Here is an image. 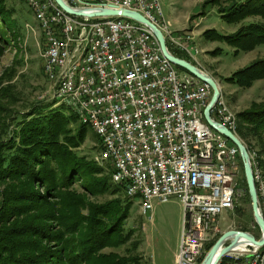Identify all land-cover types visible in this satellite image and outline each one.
<instances>
[{
	"label": "built area",
	"instance_id": "obj_1",
	"mask_svg": "<svg viewBox=\"0 0 264 264\" xmlns=\"http://www.w3.org/2000/svg\"><path fill=\"white\" fill-rule=\"evenodd\" d=\"M28 2L45 38L43 66L54 79L53 96L67 99L85 121L97 124L100 158L111 159L128 198L146 195L149 213L155 202L179 199L184 218L176 264H200L206 242L219 233V218L236 208L239 196V149L205 120L212 88L196 77H180V69L170 70L153 30L135 19L113 22L109 15L68 21L57 14L53 0ZM65 2L76 9L137 12L162 32L169 50L199 64L194 37L170 30L162 0ZM80 54H87V62H77ZM211 116L233 132L232 116L223 107L215 114L214 106ZM254 162L259 208H264L261 165L255 156ZM236 257L264 264V246L249 244Z\"/></svg>",
	"mask_w": 264,
	"mask_h": 264
},
{
	"label": "trees",
	"instance_id": "obj_2",
	"mask_svg": "<svg viewBox=\"0 0 264 264\" xmlns=\"http://www.w3.org/2000/svg\"><path fill=\"white\" fill-rule=\"evenodd\" d=\"M206 5H217L229 25L245 23L227 36L208 30L207 38L227 43L235 54L264 45V0H228L223 6L217 0H208ZM16 27L6 0H0V57L14 41L9 31ZM263 79L261 59L227 81L251 88ZM1 93L0 264H142L139 230L126 229L131 199L125 186L112 182L110 166H100L77 152L89 128L63 106L54 108V103L35 105L29 112L19 113L17 120L7 109L14 103L11 90ZM238 118L241 139L253 136L264 142V103L253 104ZM105 195L114 198L103 203L94 201ZM217 239L208 244L207 250ZM125 247H129L126 254L113 251ZM240 260L224 257L221 264Z\"/></svg>",
	"mask_w": 264,
	"mask_h": 264
},
{
	"label": "rangeland",
	"instance_id": "obj_3",
	"mask_svg": "<svg viewBox=\"0 0 264 264\" xmlns=\"http://www.w3.org/2000/svg\"><path fill=\"white\" fill-rule=\"evenodd\" d=\"M206 1L208 0H162L164 17L170 30L192 34L195 45L200 51L197 56L200 64L196 65L204 72L207 71L206 73L217 82L226 106L238 117L239 114L251 110L253 104L264 103V79L256 81L251 88H241L227 80L255 61L264 59V45L248 53L239 51L235 54V49L227 43L207 38L205 33L208 30H214L227 36L236 33L245 23L227 24L219 14L217 5L203 6ZM227 2L228 0H217L221 6ZM27 4L25 0H6V6L11 11L17 27L9 31V36L14 41L0 57V95L5 89L11 90L14 103L11 105L12 108L7 109L12 110L11 117L17 120H19V113H27L35 105L47 106L54 103V108L63 106L54 99L52 84L44 74L42 54L45 49V38ZM7 96L4 94V97ZM63 107L69 114H74L67 107ZM72 125L74 126V123ZM236 136L241 139L238 133ZM241 140L247 149L251 148L258 153L262 166L264 155H261V152L264 142H260L253 136ZM100 151L99 139L89 128L86 141L77 152L80 156L95 160ZM239 159V196L236 208L225 212L219 218V233L210 242H206L202 257L209 252L206 248L208 244L217 238L218 241L228 231L247 232L257 239L261 238V230L253 215L251 197L240 156ZM112 198L114 197L111 195H105L94 201L103 203ZM130 202V217L126 223V229L139 230L137 238L141 241L139 255L142 257V264H174L184 218L179 199L175 197L168 202H155L152 212L146 215L141 213L140 206L135 200H130ZM127 248L129 247L113 251L123 255L126 254ZM226 257L237 260L236 255ZM230 264H247V260L243 257L240 261Z\"/></svg>",
	"mask_w": 264,
	"mask_h": 264
},
{
	"label": "water",
	"instance_id": "obj_4",
	"mask_svg": "<svg viewBox=\"0 0 264 264\" xmlns=\"http://www.w3.org/2000/svg\"><path fill=\"white\" fill-rule=\"evenodd\" d=\"M57 5L65 10L67 13H70L74 16H87V17H96V16H109V15H120L125 17H130L135 19L149 28H151L157 37L161 52L172 64L175 66L184 69L191 75L195 76L198 80L207 83L213 90V96L204 111L205 120L207 123L215 130L222 133L229 141H231L234 145H236L240 152V157L243 162L244 172L246 177V182L248 185V191L251 197L253 215L255 218V222L259 226L261 230V238L257 239L252 234L241 231H228L225 232L219 240L215 243V245L209 250V252L204 257L201 264H220L224 257L231 255V252L234 247L239 245L240 240L244 239L248 241V245H254L257 247L264 246V217L262 216L259 208V198L254 182L253 170L250 160V155L247 149V146L244 142L239 139L232 131L228 128L222 126L221 124L215 122L212 119L211 111L213 107L216 105L217 101L221 97V90L217 84V82L206 72L201 70L199 67L194 66L189 61L184 60L175 56L168 48L165 37L162 32L151 22H149L145 17L137 12H131L125 9H116V8H72L69 6L65 0H55ZM230 242L228 245L227 243Z\"/></svg>",
	"mask_w": 264,
	"mask_h": 264
},
{
	"label": "bare ground",
	"instance_id": "obj_5",
	"mask_svg": "<svg viewBox=\"0 0 264 264\" xmlns=\"http://www.w3.org/2000/svg\"><path fill=\"white\" fill-rule=\"evenodd\" d=\"M25 1H26V3H28L27 5L31 9V11L33 12L34 18H35L39 28L41 29V24L38 23L36 9L32 6V4L30 2H28V0H25ZM53 7L57 10V14L60 15L62 18H65L68 21H78V16H74L70 13H67L65 10H63L62 8H60L57 5L55 0H53ZM164 19H165V17H164ZM113 22H122V16L113 15ZM165 22H166V20H165ZM28 28H30V27H28ZM194 51H195V56H198L200 54L199 49L195 45V40H194ZM42 58H43V54H42ZM77 62L78 63L87 62V54L77 55ZM169 69L170 70H178V67L169 61ZM43 70H44V74H45L46 78L48 79L47 66H43ZM180 77H183L185 79H195V76L191 75L190 73L183 72L181 70H180ZM48 80L52 84V86H54V79H48ZM54 99L58 102V104L67 107L71 112H73L76 115L78 121L82 125L87 126L88 128H90L91 130H93L95 132L96 136L99 139L100 148L102 150V135H101V131L97 127V124L94 123L93 121H85L84 116L79 111H77L76 107H74L67 99H64L63 97H54ZM217 103H219L221 105H215V114H222V107H223V109L232 116V123L234 124L233 133L236 135L237 130H238V117H237V115L235 113H233L232 111H230L229 108L226 106L222 95L219 98V100L217 101ZM248 152L250 155L251 165H252V169H253V177H254L255 186H256V189H258V182H256V181H259V172L257 170L256 163L254 162V156H255V161L257 162V165H261L260 157H259L258 153L255 150H252L251 148H248ZM95 162L97 164L102 165V166H110V169L112 170V182L114 184H117V185L118 184L123 185L117 181L116 174L114 173V168L111 167V159L108 156H101V158H100V155L98 154L95 157ZM261 176L264 180V170H263L262 166H261ZM126 195H127V189H126ZM133 200H135L139 204L140 209H141V213L143 215H146L149 213V207L147 206V196L146 195L133 196ZM260 212H261L262 216L264 217V208H260ZM247 245H248V241L241 239L239 245H237L236 247L233 248L231 255H238V254L246 252V246Z\"/></svg>",
	"mask_w": 264,
	"mask_h": 264
},
{
	"label": "crops",
	"instance_id": "obj_6",
	"mask_svg": "<svg viewBox=\"0 0 264 264\" xmlns=\"http://www.w3.org/2000/svg\"><path fill=\"white\" fill-rule=\"evenodd\" d=\"M206 70V69H205ZM207 72V71H206ZM174 264H176V259H175V262H174Z\"/></svg>",
	"mask_w": 264,
	"mask_h": 264
}]
</instances>
